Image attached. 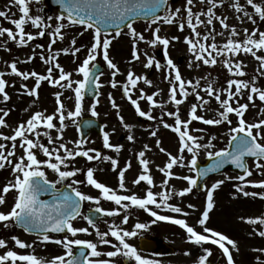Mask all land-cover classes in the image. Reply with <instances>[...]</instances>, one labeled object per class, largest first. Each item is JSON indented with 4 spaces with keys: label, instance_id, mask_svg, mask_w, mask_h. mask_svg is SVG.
Instances as JSON below:
<instances>
[{
    "label": "snow or ice",
    "instance_id": "snow-or-ice-1",
    "mask_svg": "<svg viewBox=\"0 0 264 264\" xmlns=\"http://www.w3.org/2000/svg\"><path fill=\"white\" fill-rule=\"evenodd\" d=\"M42 4L43 0H12L15 7L18 8L20 16L16 19H10L9 14L5 11H0V17L14 25L16 31L6 27H0V37H7L8 40L15 42L18 46H28L30 42L36 40L38 37H44L46 34L50 35L51 40L45 51L40 53L41 60L50 65L46 69V74H40L36 71H23L18 68V63H31L35 59V49L33 54L24 61H13L8 67L10 73L22 81H28L34 78L35 84L33 87H28L26 84H21L23 89L22 95L39 99V89L41 83L47 81L52 87H59L63 89H70L74 93V110H66L64 103L61 100L63 92L55 94L57 108L52 114H45L41 111H36L25 122L20 123L13 129L11 135H5L0 132V140L11 142L10 150L7 143H0V170L6 166L12 168L14 174V181L6 184L0 195V206L6 205L7 195L14 191L16 193L14 203L10 210H0V224L4 228L12 226H20L25 232L35 233L40 243H55L64 249V253L54 256L50 260H44L37 257L35 254H22L9 248V241L0 238V249H4L0 254V264H121L122 258L125 261L134 262V264H159L158 261L144 258L138 249L129 243L131 238L146 230L149 225L145 223H136L135 230H126L121 228L113 222L107 231H101L97 226L96 220L91 216H83L87 224L94 230L97 240H87L79 238L80 234L88 236L93 235L88 227H76L73 221L82 216V206L85 202H90L96 205L92 211L99 213L104 217H117L121 215V210L125 214L122 217V223L127 224L129 216L127 211L130 208L142 209L149 213L155 219L152 223L157 221H168L174 225H178L187 234L188 242L202 249V254L198 256L196 264H211L210 257L214 255L213 245L218 248L226 264H237L236 255L241 252V244L238 240L230 237L224 232L218 231L207 226L210 219V213L215 208L214 193L226 183V180H232V177L217 180L210 187L206 184L204 190L206 191V205L200 217L197 220L198 225L202 231H197L196 228L190 225L186 219L174 218L168 215L159 214L150 206H155V209H165L171 213L180 214L183 217H188L191 213L185 211L180 206L170 204L169 201L174 196L181 198L193 193V189L198 187V180L202 177H207L209 173L218 172L224 168L225 165H234L237 169L242 170L245 175H239L237 179L240 183L235 185L237 196L259 198L264 200V179L254 181L249 179L255 173H259L264 177V108L260 109V119L249 122L245 115L249 110L250 105H255L256 99L264 103V89L256 86V77L244 79L247 76L245 71L246 65L237 57L243 54H250L259 64L257 73L264 77V30L258 26V21H264V0H246V5H242L240 0H234L231 4L235 13L240 14L237 19L244 23L250 22L257 27L249 29L243 28V36L241 38V31L236 26H230L227 16H217L216 9L223 6V0H199L200 4H206V10L194 12L193 8L196 6V0H186V6L172 7L169 5V0H56L59 5L58 11L62 14L54 18L58 23L53 26L51 24L52 17H42L39 12L42 8L37 9V14H32V3ZM249 6L253 11H249ZM163 12V14H159ZM186 13V17L185 14ZM203 17V19H202ZM258 18V19H257ZM138 19H145L148 30L152 32V38L146 39L142 32L137 31L134 26ZM186 19V24H185ZM68 26H80L84 31H92V43L87 48L86 58L74 70L75 75L82 76V79H73L74 72L66 71L65 68L58 62V58L63 52L65 55H72L77 57L81 51V47H77V41L71 40V47L64 48L59 51H53L52 46L58 41H63L65 35L63 33ZM218 21L224 31L217 33L215 31L214 22ZM30 23L32 27L39 31L34 35L26 33L25 25ZM160 25H174L180 31H184L187 26L191 31V35L185 38V43L189 46V51L194 56L196 67L200 65L216 66L222 63L223 67L229 73L227 87L217 90L213 87L212 82H208L206 87H201L200 79L185 80L182 77L179 67L173 62L171 58L167 59L168 73L165 79L168 80L170 88L168 93V101L174 105L175 111H163L165 108L164 102H157L156 97L160 92H155L148 95L145 91L137 89L138 84L142 81L145 85L152 87L153 81L147 75H137L135 72L129 70L126 76V82L123 83V95L127 97L132 106H134L135 113L142 118L149 121L159 119V122L165 129H171L177 134L179 139L178 154L173 155L167 152L168 161L166 165L159 168L163 173L165 179L160 185L162 191L154 192L156 187L153 177L150 172L149 159H146V151L151 149L146 144L145 151L138 153V161L141 166V172L133 183L140 185L141 182H146L149 186L143 198L133 194H118L113 188L107 186L95 178V168L88 167L86 172L84 169L72 168L69 166L76 161L77 157L86 158L87 161H108L112 166V171H117L119 168V161L112 156H102V154L94 148H86L88 141L77 139L69 141L68 143L61 142L58 146L56 141H63V132L68 126L66 121H71L73 124L77 123V118L83 112V102L85 98L86 89L92 85L97 90L102 88L99 75L100 68L94 63L98 56L106 62L107 68L112 70V79L110 81L112 88L121 86L116 80V76L120 75V69L116 63L110 58L109 49L122 34V26L127 29L126 34L131 38L133 43L132 58L134 61L141 60V55L146 58L144 67L147 69L155 67L159 69L161 64L154 56H149L147 52L141 53L139 50V43L144 42L152 48L162 45L165 56H168V48L171 40H179V37H172L171 40L166 36H161ZM204 25L205 28L212 26L206 33L202 34L199 27ZM155 26V27H153ZM51 28V33L48 29ZM109 29H116L114 32ZM227 33L226 42L222 45L216 43V37L224 36ZM81 32L80 35H83ZM41 48L42 45H36ZM10 51V49H8ZM261 53V54H258ZM223 57L221 60L220 58ZM78 58V57H77ZM192 67V64L189 65ZM58 70V77L54 76V71ZM102 74V73H100ZM6 73L0 72V97L3 102L11 99L6 88L9 86V81L5 79ZM189 88L192 89L189 92ZM132 90H137L138 98H133ZM247 90L248 103H240V98L243 97ZM203 91L209 99H205L200 94ZM226 98H222L225 96ZM190 95H194L198 103H192L188 112V118H182L181 105H183ZM112 107L117 109L119 115V106L115 100L109 95ZM214 99L219 104L217 116L214 118H206L198 114V109H207L211 100ZM141 101H146L150 109H161L159 118L153 115L152 110H144L141 106ZM99 98L96 103H93L90 111L93 117H97L99 113L96 111ZM235 105V106H234ZM0 128L9 127L5 117L9 115V111L0 108ZM234 114L236 119L235 126L230 116ZM170 117L174 120L173 124L168 123L164 117ZM121 123L125 129H131V126L124 122V117L119 116ZM59 122L57 128L54 121ZM193 121H200L204 125L220 126L228 125V142L226 147L215 149L216 145L213 143L217 139L216 136L211 138L206 143H201L204 140L203 136L193 135L189 126ZM91 121L88 122L89 126ZM105 127H107L105 125ZM41 128L43 131H41ZM56 129L58 136L53 137L52 129ZM159 129L150 132L152 137H157ZM197 132L205 131L197 128ZM41 137L47 139L48 144L42 142ZM127 139L135 142L133 135H128ZM71 143L74 147L69 148ZM157 147L161 152L166 150L161 147L159 139L156 141ZM103 146L107 149L114 150L119 153L122 150L121 145H113L110 143V133L103 132ZM23 150V154L17 157V148ZM204 150L210 160L213 161L211 167L199 169L198 157L200 152ZM38 153H42L46 159L38 158ZM63 153V154H62ZM190 155V159L185 155ZM17 157V159H12ZM246 158H254V169L248 164ZM175 167L188 168L189 171L195 172L193 176L184 175L178 176L174 173ZM131 168L129 161L126 166L118 171L119 189L127 192L126 187V172ZM45 169H50L57 175L56 180H49ZM85 172L86 181L71 179V183L64 185V182L70 178L77 177L78 173ZM171 179H179L187 182V187L180 191H176L174 187L169 188V181ZM86 183L89 186L99 191L98 196L89 195L80 190L79 185ZM64 185L63 188H57V185ZM249 187L259 189L260 191H249ZM70 190V191H69ZM51 194L52 200H42L40 197L43 194ZM113 202L116 206L114 209H105L101 206V201ZM189 209L195 210V205L188 204ZM241 222L253 226L250 236H258L264 239V214L256 217L241 216ZM50 233H65L64 239L53 240ZM70 234V236L68 235ZM111 238H114L113 242ZM11 242H14V247L19 249L34 248L35 241L28 243L18 236H11ZM100 245H108L112 250H99ZM78 250V251H77ZM253 252L259 253L255 257L256 264H264V247L253 248ZM192 254V253H186Z\"/></svg>",
    "mask_w": 264,
    "mask_h": 264
},
{
    "label": "rangeland",
    "instance_id": "rangeland-1",
    "mask_svg": "<svg viewBox=\"0 0 264 264\" xmlns=\"http://www.w3.org/2000/svg\"><path fill=\"white\" fill-rule=\"evenodd\" d=\"M234 2V0H223V6H219L216 9L217 16H227L228 23L230 26H236L239 31H241V38L243 36V28L247 27L249 29H253L257 27V25H253L250 22L245 21L244 23H241L239 19H237V16L240 14H237L234 12V10L231 7V4ZM259 2V0H257ZM219 3V0H218ZM240 3L242 5H246V0H240ZM186 6V0L182 1L181 3L177 5H173L172 7H185ZM207 5L206 4H200L199 0H196V6L193 8L194 12H199L201 10H206ZM249 11H253L249 6ZM186 17V13L184 14ZM203 19V17H202ZM258 19V18H257ZM186 24V20H185ZM137 29V31L142 32L145 35L146 39L152 38V32L148 30L147 24H135L134 25ZM215 31L217 33L224 31L219 24L218 21L214 22ZM258 26L261 30H264V21H258ZM155 27V26H153ZM161 27V36H166L170 40L172 37H179V40H171V43L169 45V56L173 60V62L177 64V59L182 56H187L188 59L186 63L179 67L182 77L185 80H195L200 79L201 87H206L208 82H212L213 87H215L217 90L224 89L227 87V81L229 79V73L227 70L223 67L222 63H218L216 66H209V65H200V67H196V64L194 62V56L189 51V46L184 42L185 38L191 35L190 29L185 27L184 31H180L177 26H170V25H160ZM212 26H208V28H205L204 25H201L199 27V31L204 34L206 33ZM81 30H77L74 34V36L80 32ZM127 30H125L116 40L113 41V44L110 46L109 49V55L110 58L113 60L114 63L117 64V66L120 69L121 74L116 76V80L119 82L121 86H118L117 88H112L110 81L112 79V70L106 69V72L103 74V76L100 78V83L103 85L102 88H100V93L102 95V98L100 99L99 103L97 104L96 111L99 113V115L95 118L107 122V129L106 132L110 133V143L113 145H123L119 141V136L124 133V129H120L119 127H116V124L122 125L119 116L124 117V122L128 125H131L132 123H137L136 116L134 115L135 110L134 106L130 108L129 101H125L122 97L121 90L123 83L126 82V76L127 72L129 70L135 72L137 75H147L150 80L153 81V86L149 87L145 85L142 81L138 84L137 89H143L145 93L148 95H152L155 92H160V95L156 97L157 102H164L165 108L163 111H175L174 105L167 103L168 101V93H169V82L167 79H165V76L167 75L169 69H162L161 67L157 69L155 65L151 69H147L144 67V63L146 62V58L141 55V60L134 61L132 58V48L133 43L131 41V38L126 34ZM85 36L88 34V31H84ZM82 35H80L81 37ZM85 36L81 37L82 42H79L82 51L83 52L81 58L85 59L87 54V48L91 45L92 41L90 39H86ZM80 37L76 39L80 40ZM227 39V33H225L224 36L217 35L216 37V43L219 45H222L226 42ZM78 42V41H77ZM71 47V43H70ZM139 50L141 53L147 52L149 56H154L157 61H159L155 54L156 50L152 49L148 44L144 42H140ZM261 54V53H258ZM79 53L77 54V57H73L72 55L68 56V61H65V57L63 56V63L62 66L65 68L66 71H73L80 65L79 62ZM13 58L12 56L7 55V52L0 55V64L4 65L0 66V72H5L6 64L10 59ZM28 58V57H27ZM26 58V59H27ZM25 59V60H26ZM221 60L223 57L220 58ZM237 59L243 61L246 65V73L247 76L244 77V79H250L251 77L255 76V84L256 86L264 89V77L259 76L257 73V68L259 67L258 62L250 55V54H243L241 53ZM24 61V60H23ZM100 62L102 65H106V62L102 59V56H98L97 60L94 62ZM161 64V62H159ZM20 70L23 71H36L40 74H46V69L48 68V65L45 63L40 66L35 65H29V63H19ZM66 64V65H65ZM192 64V67H189V65ZM54 76L58 77V72L54 71ZM73 79H82V76L73 75ZM6 80H12V83L10 85H15V87L9 86V96L11 97L10 100L7 102L2 101V97H0V108L4 109L5 111H9V115L5 117V120L9 127L6 128H0V132H2L5 135H11L13 133V129L17 127L20 123L25 122L32 114H34L36 111L44 112L45 114H52L55 112L57 108L56 98L55 94L57 92H63V96L61 97L62 102L65 105L66 110H74V93L68 89H63L59 87H52L47 81L41 83V87L39 89V99L27 96L26 94H21L23 89L21 88V84H26L28 87H33L35 84L34 78H30L28 81H22L18 77H10L6 74ZM8 88V87H7ZM189 92L192 91L191 88L188 89ZM133 92V98H138V91L132 90ZM202 96L205 97V99H209L203 91L200 92ZM109 95L115 100L117 105L119 106V115L117 114V109H114L112 107L111 100L109 99ZM247 90L245 91L242 98H240V103H248L247 101ZM222 98H226L225 96H222ZM93 103L95 102H89L85 101L83 102V112L80 117L77 118V123L73 124L71 121H66V124L68 125L64 132H63V141L57 140L55 145L52 146H58L59 143L64 142L68 143L69 141H75L79 138V134L77 131V126L80 120L84 117H89L91 115L90 108ZM141 106L144 110H152L153 115L159 118L161 115V109H150L149 104L146 101H141ZM192 103H198L196 101V98L194 95H190L188 97V100L181 105V112H182V118L187 119L188 118V112L190 110V105ZM235 106V105H234ZM264 108V103L260 102L258 99H256L255 105H250L248 112L245 115V118L252 122L254 120H259L260 117V109ZM219 110V104L212 99L209 106H207V109H198V114L205 116L206 118H214L217 116V112ZM2 115V113H0ZM138 116V115H137ZM230 118L233 120V126H235L236 123V117L234 114L230 116ZM164 119L170 123L173 124L174 120L170 117L165 116ZM148 124L145 126L150 131L159 129L157 139L161 142V147H163L166 152L160 151V156L158 159L162 161V164H166L168 161L167 152H171L173 155L178 154V136L177 134L174 135V132L171 131V129H165L163 125L159 122V119L155 120L153 123H151L148 120ZM56 123L57 128L59 127V122L54 121ZM191 132L193 135L196 136H203L204 140L201 141V143H206L211 136H216L217 139L213 141V143L216 145L215 149H209L210 151L220 150L224 148L227 145L228 142V125H220V126H212V125H204L200 121H193L192 125L189 126ZM200 128L204 129L205 131L197 132L195 129ZM41 131L43 129L41 128ZM51 134L53 137H56L59 135V133L56 131V129L51 130ZM125 134V133H124ZM41 140L46 145L48 144L47 139L44 137H41ZM151 140V139H150ZM0 143H7L10 150L11 142H5L0 140ZM69 148L74 147L73 144H68ZM103 146V138L99 137L97 135H93L89 140L88 144L85 146L86 148H102ZM159 148V147H158ZM160 150V149H159ZM141 151H145L144 146L142 147ZM148 153V151L146 152ZM23 154V150L19 147L17 148V157ZM63 154V153H62ZM185 155L190 159V155L185 153ZM17 157H13L12 159H17ZM38 158L40 159H46V157L43 156L42 153H38ZM116 158H120V156H116ZM122 158V157H121ZM208 158L206 151L202 150L200 152V155L198 157V160H205ZM115 159V157H114ZM150 160V157H149ZM155 161V160H154ZM154 161H152L154 163ZM93 161L89 162L86 160V158L77 157L76 161L72 162L69 166V170L72 168H79L84 169L86 172V169L88 167H92ZM250 167L253 168L254 172V163L250 164ZM151 169V168H150ZM47 175L49 178L53 179L57 175L53 173L50 169H45ZM85 172L78 173L77 177H73L72 179H78V180H85L86 181V175ZM178 172L180 176L184 175H191V171H189L188 168H178ZM226 177H232V180H226V183L222 185L220 189H218L214 193V200H215V208L210 213V219L207 222V226L209 228L216 229L218 231H222V228L226 222L231 224L235 230H237V225H241L242 223L245 228L246 237L248 240V243L250 246V254L255 255L256 257L260 255L259 253L253 252V248H259L264 247V239L258 237V236H250L248 232L250 233L253 226H249L243 222H241L240 217L241 216H247V217H256L261 214H264V200H260L259 198H252V197H243L237 196L235 185L240 183L234 175L230 173H226L221 177L214 178L209 183V187L215 183L217 180L225 179ZM15 177L12 172L11 167H5L4 169L0 170V195L3 194L2 190L6 184H8L10 181H14ZM249 179L254 181H259L261 179H264V177H261L259 173H255L252 177ZM177 183L175 182L174 188L176 191H180L187 187V182L184 180H180V183L178 186H176ZM83 188L80 190L92 195V186L87 185L86 183L81 184ZM169 188H172L171 185H169ZM247 190L249 191H260L259 189H253L249 187ZM15 197V192H10L7 197V203L6 205L0 206V210L8 211L10 210L13 200ZM175 206L182 207L185 211L190 212L191 214L188 217H183L180 214H175L171 212H166V215H173L175 218H183L186 219L187 222L194 226L196 230L202 231L200 226L197 223L198 218L200 217L202 211L205 208L206 205V197L204 193H197L195 189H193V193L181 198L179 196H174ZM195 205V210L189 209L187 207L188 204ZM89 228V226H88ZM164 239L169 242L171 245H173L175 248L179 250V254L174 257H165L163 261H159V264H192L194 262L193 257L198 258L200 254H202V250L198 248L197 246L193 245L192 243L188 242L187 240V234L186 232L181 229L178 225H167L164 226ZM89 231L93 232V235L86 237H89V240L95 241L97 237L95 236V232L93 229L89 228ZM16 235L20 239L34 244V248L29 249H19L14 247V242H11V236ZM95 237V238H94ZM0 238H4L9 241V248H13L18 253L22 254H35L37 257L44 259V260H50L54 256L61 255L64 253V249L60 245H49V243L44 244L40 243L38 240V237L30 236L25 234L23 231H20L16 229L14 226L9 228H4L3 224H0ZM129 243L132 245L134 244V239L129 240ZM102 251H106V248H101ZM245 252H248V248H244ZM5 251L4 249H0V254ZM186 253H192V254H186ZM149 260H152L150 258H147ZM264 259V257H262ZM245 264H256L255 257H252L251 259L246 260ZM121 264H123L121 262Z\"/></svg>",
    "mask_w": 264,
    "mask_h": 264
},
{
    "label": "flooded vegetation",
    "instance_id": "flooded-vegetation-1",
    "mask_svg": "<svg viewBox=\"0 0 264 264\" xmlns=\"http://www.w3.org/2000/svg\"><path fill=\"white\" fill-rule=\"evenodd\" d=\"M40 8H42L43 11L39 12V14L42 17H52L50 22L53 26H55L58 23V21L54 17L61 14V13L58 10L52 8L47 3H45V0H43V3L39 4V5L36 4L35 2L32 3V5H31L32 14L33 15L37 14V9H40ZM0 11L7 12L9 14L10 19H16V18H19V16H20L19 10L17 7H15L13 5L12 0H0ZM65 25H66V27L63 30V33L65 35V39L63 41H58L55 45L52 46V50L54 52L59 51V50L64 49V48H69L70 47V40L79 38L80 33L84 32L83 28H78L79 26H68L67 21H65ZM0 27H6L9 29H12L13 31H16L14 25H12L9 22V20L4 19L3 17H0ZM78 29L79 30L81 29V31L78 32L74 36L75 32ZM25 31H26V33H32L35 35L39 30L32 27V25L30 23H28L25 25ZM51 31H52V29L49 28L48 33H51ZM50 40H51L50 35L46 34L44 37H38L36 40L30 42V44L28 46L20 47L15 42L8 40L6 36L0 37V55L1 54L5 55V52H7V55L13 57L5 65L6 66L5 70H8L10 73V68L8 67V65L13 61L25 60L27 57H29L33 54V49H35V59L31 63H29V65L40 66L43 62L40 58V53L47 49V47L50 43ZM36 45H42V47L37 48ZM8 49H10V51ZM81 49H83V48H81ZM82 54H83V52L82 53L80 52V54H79L80 58H81ZM63 56H66L65 60H67V55H65L63 52H61V54L58 58V62L60 64L63 63ZM19 65L20 64L18 63V68L20 69ZM1 66H3V68H4V65H1ZM49 67H50V65H49ZM9 75H11V74H9ZM12 76H14V75H11V77ZM11 83H12V80L9 81V84H11ZM125 100H128L127 97ZM134 115L136 116L137 123L136 122H135V124L132 123L130 125L131 126L130 130L125 129L121 124L120 125L116 124V127H119L120 129H124V133H125V134L122 133L119 136L120 143L125 145V146L121 145L122 150L119 153H116L114 150L107 149L105 147L96 149L97 151H99L102 154V156H112L113 158L115 157V159H117L119 161V168L117 169V171H112V166H111L110 162H108V161H103V162L93 161L92 168L96 169L95 174H94L95 178L97 180H99L100 182L105 183L107 186L113 188L118 194H127V195L135 194V195L143 198L145 196L146 191L148 190L149 186L146 184V182H141L140 185H135L133 183L134 179H136L141 172V166H140L139 161H138V153L141 151L142 147L146 144L151 149L150 151H148V153H146L145 158L149 159V157H150V161H151L150 172H151V175L153 177L154 183L156 185V187L153 188L154 192L162 191L160 185L164 181L165 177H164L163 173L159 171V168L164 167L165 164H162V161L160 159H158V157L160 156V150H159L160 148H158L156 145L157 138L152 137L150 135L151 131L149 132V130L147 128H145V126L149 123L148 120L145 118L137 116L136 113H134ZM150 122L153 123L154 121H150ZM103 124H104V126L105 125L107 126V122H103ZM105 128H107V127H105ZM128 135H133L135 137V142L129 141L127 139ZM116 156H120V158H116ZM129 161L131 162V168L125 174L126 175V187H127L128 191L124 192L123 190L119 189L118 171L120 169L124 168ZM152 161H154V163ZM173 171L177 175L178 170L176 167L173 169ZM57 178L58 177L56 176L53 179L49 178V180L54 181ZM71 179L72 178L65 181L64 185L71 183ZM175 182L176 183L178 182V184H179V181H177L176 179H171L169 181V185H171V187H174ZM64 185L58 184L57 188H62V187H64ZM176 186H178V185H176ZM79 188L80 189L83 188L81 186V184L79 185ZM98 195H99V191L95 188H92V196L95 197ZM41 199L47 200V201L49 200L48 197H42ZM169 203L174 205V203H175L174 197H173V199H171L169 201ZM101 206L104 207L105 209H114V208L118 207L113 202L104 201V200L101 201ZM95 207H96L95 204L90 203V202H85L82 206V211H81L82 216L78 217L75 221H73L74 226H76V227H88L89 225L87 224V221L83 218V216H86V213L89 210L94 209ZM150 207H152L153 210H156L159 214H162V215L164 214L165 209H163V208L155 209V206H150ZM97 214L101 215L99 213H97ZM124 214H125L124 210H121V215L117 216V217H104L101 215L102 219L97 222V226L100 228L101 231H107L108 227L113 222H115L117 225H119L123 229L135 230L134 226L136 223L148 224L149 227L146 230L141 231L137 235V237L131 238L130 240L134 239L133 246H135L138 249V251L140 252V254L144 258H146V259L150 258V259L155 260V261H158V260L163 261L165 256L158 255L156 252H143L140 250L139 245H140V241L142 238H144L146 240H153L157 243H161V242L165 241V239H164V233H165L164 221H157L156 223L153 224L152 221L155 218L151 217L149 215V213L145 212L142 209L130 208L127 211V215L129 216V221L127 224H123L121 221H122V217ZM240 224L243 225L242 223H240ZM241 225H237L238 228H237V230H235V228L231 224L226 222L222 228V231H221V232L226 233L230 237L238 240L241 244V252H240V254L236 255L237 264H245L244 263L245 259L248 260V259H251L252 257H256L255 255L250 254V246H248L249 243H248V240L246 237L245 228H244V226H241ZM89 228H91V227L89 226ZM68 235L70 236V234H68ZM248 235H249V232H248L247 236ZM79 238L89 240V237L84 236V234H80ZM110 239H112L113 242H115L114 238L110 237ZM207 246L212 247L213 251H214V255L212 257H210L211 264H226L225 258H223L222 254L220 253L218 248H216V246H213V245H207ZM245 247L248 248V252H245V250H244ZM101 248H106V251L112 250L110 248V246H108V245H100L99 250H102ZM117 259H120L123 264H125L126 262L128 264H134V262L125 261L122 258H117ZM193 259H194V262H192V264H196L198 258L193 257Z\"/></svg>",
    "mask_w": 264,
    "mask_h": 264
},
{
    "label": "water",
    "instance_id": "water-1",
    "mask_svg": "<svg viewBox=\"0 0 264 264\" xmlns=\"http://www.w3.org/2000/svg\"><path fill=\"white\" fill-rule=\"evenodd\" d=\"M50 1V0H49ZM52 1H56V0H52ZM162 13V12H161ZM161 13H159V14H161ZM138 21H146L145 19H138L137 20V22ZM122 29H124L123 28V26H122ZM116 29H109L108 31H110V32H114ZM182 61H180V63H181ZM100 68V67H99ZM103 72V69L102 68H100V73H102ZM100 73H97V75H100ZM98 96V92H97V89L94 87V86H92V85H90L87 89H86V97L88 98V99H95L96 97ZM89 121H91L92 123H91V125L89 126V124H88V122ZM102 131V127L98 124V122L96 121V120H94V119H92V118H88V119H84L81 123H80V125H79V132H80V134H81V137L83 138V139H85V140H87L89 137H90V135L92 134V133H94V132H98V133H100ZM213 164V163H212ZM212 164H207V165H205L202 169H204V168H208V167H211V165ZM225 168V167H224ZM201 169V170H202ZM224 169H221L219 172H221V171H223ZM216 173H218V172H212V173H209V175L208 176H210V175H213V174H216ZM207 176V177H208ZM207 177H202V178H200V181L198 182V189L200 190V186L202 185V183H203V181L207 178ZM20 227V226H19ZM52 234H55V235H61V234H64V233H52ZM164 249H165V251L167 252V254H169V255H171V254H173V250L171 249V248H169L166 244H164Z\"/></svg>",
    "mask_w": 264,
    "mask_h": 264
}]
</instances>
